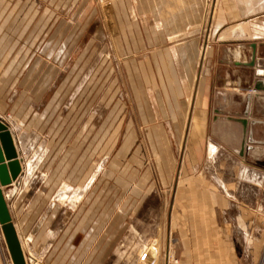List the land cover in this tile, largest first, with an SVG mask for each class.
Returning a JSON list of instances; mask_svg holds the SVG:
<instances>
[{
  "label": "crops",
  "instance_id": "0c3cea01",
  "mask_svg": "<svg viewBox=\"0 0 264 264\" xmlns=\"http://www.w3.org/2000/svg\"><path fill=\"white\" fill-rule=\"evenodd\" d=\"M0 120L22 166L9 193L34 190L42 159L50 176L21 226L6 199L26 260L30 249L45 264H78L79 245L95 239L83 201L96 174L79 152L108 159L116 145V159L146 142L183 149L181 168L157 172L144 200L141 171L130 173L133 215L154 194L169 198L164 264H264V0H0ZM51 192L69 201L49 211Z\"/></svg>",
  "mask_w": 264,
  "mask_h": 264
},
{
  "label": "rangeland",
  "instance_id": "374dc122",
  "mask_svg": "<svg viewBox=\"0 0 264 264\" xmlns=\"http://www.w3.org/2000/svg\"><path fill=\"white\" fill-rule=\"evenodd\" d=\"M213 1L214 0H207L209 8ZM65 50L66 49H63V53ZM83 51L84 48L78 47L75 51V55H79ZM78 87H86L84 79L78 80ZM144 131L145 129L142 128L143 134ZM144 139L143 137V140ZM115 146L116 145H110L108 159H102V154L96 149L92 154H90V152L88 153L90 156L88 159L83 158L85 156L84 147L81 150L84 152H79V155L83 156L78 160L79 168H83L87 171L93 169V172L96 174V180L83 201L84 204L87 200L90 202L88 205L90 208L87 212L92 213L95 239L90 241L88 248L79 245L78 264H144L142 259L150 247H155L157 250V257L154 264H164V247L162 239L165 236L172 209H166L165 207H161V205L164 204L166 200H169V198L164 195L159 196L158 194H154L147 203L143 201V204H145L138 216L136 214L133 215L135 208L133 206L129 207V204L136 201L138 198L135 197L134 192L129 190L135 179L130 173L133 172L134 169L137 172L139 170L141 171L143 191L140 193L141 195L139 193L136 195H138V197L140 195V198L144 200L146 195L144 189L149 187L151 183H158L157 179L160 180V176H157V172L167 169H174V172H177L181 168L182 145L149 144L146 142L125 145V151H121L120 157L116 159V151L115 153L113 152ZM21 149H23V147ZM37 161L29 162V164H32V170L34 172L37 168ZM44 164L45 162H43L42 159L35 176L28 184L29 186H27L33 188V191L27 192L26 190L28 188H25L26 190L19 188L15 194L12 195L9 192L14 189V187H7L6 189L5 197L8 199L13 211L14 221L17 226H21V223L25 219H28V199L32 201L37 195L39 192L37 189L38 185H45L50 180L49 175L44 176ZM77 178L78 183H80L79 187H81L84 186L86 180L90 177L83 175ZM137 178L138 177H136V179ZM119 188L121 190L125 189V191L117 190ZM49 195L50 199L48 200V204L49 206L51 205V207H57V204L63 202V200L69 201V194L67 195L66 193L51 192ZM60 195L63 199H60ZM72 196L74 197L72 200H76L74 194ZM123 202L126 207V216L119 217V213L123 211V209L119 207V204L122 205L124 204ZM53 207L49 209V211H55ZM78 211L80 212V209ZM124 218H126L125 224L118 223L119 220L121 221ZM38 219L39 218L31 219V231H34L38 226ZM54 230L53 225H48L42 229L43 232H52ZM2 233L0 228V253L3 256L5 264H13L12 260L9 259L8 246L6 247L7 243H4ZM27 238H29V236L24 239L25 243H28ZM27 245L28 244H25V250L31 247ZM51 250H53V248ZM27 251L29 256L27 259L28 264H45L44 253L37 256L34 255L30 249ZM86 251L94 252V255H86Z\"/></svg>",
  "mask_w": 264,
  "mask_h": 264
},
{
  "label": "water",
  "instance_id": "95a60500",
  "mask_svg": "<svg viewBox=\"0 0 264 264\" xmlns=\"http://www.w3.org/2000/svg\"><path fill=\"white\" fill-rule=\"evenodd\" d=\"M106 13L112 32L116 34L118 31L111 9L108 8ZM21 172L22 167L13 135L8 126L0 120V225L13 264H25V261L3 188L9 187L17 181ZM156 257V248L150 247L142 261L144 264H154Z\"/></svg>",
  "mask_w": 264,
  "mask_h": 264
},
{
  "label": "bare ground",
  "instance_id": "6f19581e",
  "mask_svg": "<svg viewBox=\"0 0 264 264\" xmlns=\"http://www.w3.org/2000/svg\"><path fill=\"white\" fill-rule=\"evenodd\" d=\"M21 163V162H20ZM22 167V166H21ZM21 174H22V172H21ZM19 179V178H18ZM16 182V181H15ZM14 225V224H13ZM16 230V229H15ZM3 232V231H2ZM16 233H17V231H16ZM5 237V236H4ZM17 237H18V234H17ZM6 240V239H5ZM18 240H19V243H20V246H21V249H22V245H21V242H20V239H19V237H18ZM22 252H23V249H22ZM23 257H24V261H25V264H28V261L25 259V255H24V252H23ZM12 260V259H11ZM13 262V261H12Z\"/></svg>",
  "mask_w": 264,
  "mask_h": 264
},
{
  "label": "built area",
  "instance_id": "2783aa9c",
  "mask_svg": "<svg viewBox=\"0 0 264 264\" xmlns=\"http://www.w3.org/2000/svg\"><path fill=\"white\" fill-rule=\"evenodd\" d=\"M257 74H260L259 72H257Z\"/></svg>",
  "mask_w": 264,
  "mask_h": 264
}]
</instances>
